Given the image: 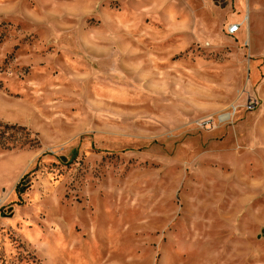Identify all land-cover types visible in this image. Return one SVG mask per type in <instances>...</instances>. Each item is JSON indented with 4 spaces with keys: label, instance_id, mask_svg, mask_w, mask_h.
<instances>
[{
    "label": "rangeland",
    "instance_id": "374dc122",
    "mask_svg": "<svg viewBox=\"0 0 264 264\" xmlns=\"http://www.w3.org/2000/svg\"><path fill=\"white\" fill-rule=\"evenodd\" d=\"M0 264H264V0H0Z\"/></svg>",
    "mask_w": 264,
    "mask_h": 264
},
{
    "label": "built area",
    "instance_id": "2783aa9c",
    "mask_svg": "<svg viewBox=\"0 0 264 264\" xmlns=\"http://www.w3.org/2000/svg\"><path fill=\"white\" fill-rule=\"evenodd\" d=\"M241 29V24H238V23H233L231 25H229V28H228V34L229 35H235L237 32H239ZM257 106V102L252 100L248 103V108L249 109H255ZM235 110V108H234ZM229 118V117H228Z\"/></svg>",
    "mask_w": 264,
    "mask_h": 264
},
{
    "label": "bare ground",
    "instance_id": "6f19581e",
    "mask_svg": "<svg viewBox=\"0 0 264 264\" xmlns=\"http://www.w3.org/2000/svg\"><path fill=\"white\" fill-rule=\"evenodd\" d=\"M232 114L230 112H227L225 115H223L224 118L230 117Z\"/></svg>",
    "mask_w": 264,
    "mask_h": 264
}]
</instances>
